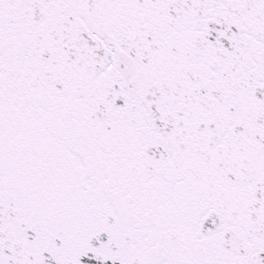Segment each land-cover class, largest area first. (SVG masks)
<instances>
[{"label":"snow or ice","instance_id":"snow-or-ice-1","mask_svg":"<svg viewBox=\"0 0 264 264\" xmlns=\"http://www.w3.org/2000/svg\"><path fill=\"white\" fill-rule=\"evenodd\" d=\"M0 264H264V0H0Z\"/></svg>","mask_w":264,"mask_h":264}]
</instances>
